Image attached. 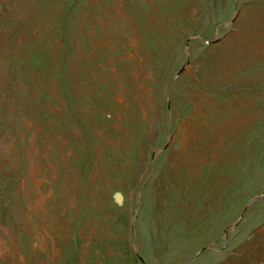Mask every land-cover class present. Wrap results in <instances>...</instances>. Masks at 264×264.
Listing matches in <instances>:
<instances>
[{
	"label": "rangeland",
	"instance_id": "obj_1",
	"mask_svg": "<svg viewBox=\"0 0 264 264\" xmlns=\"http://www.w3.org/2000/svg\"><path fill=\"white\" fill-rule=\"evenodd\" d=\"M0 264H264V0H0Z\"/></svg>",
	"mask_w": 264,
	"mask_h": 264
}]
</instances>
